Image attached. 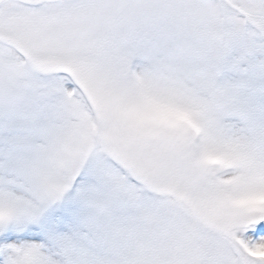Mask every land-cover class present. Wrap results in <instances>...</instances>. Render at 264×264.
<instances>
[{
	"label": "snow or ice",
	"instance_id": "1",
	"mask_svg": "<svg viewBox=\"0 0 264 264\" xmlns=\"http://www.w3.org/2000/svg\"><path fill=\"white\" fill-rule=\"evenodd\" d=\"M0 264H264V0H0Z\"/></svg>",
	"mask_w": 264,
	"mask_h": 264
}]
</instances>
